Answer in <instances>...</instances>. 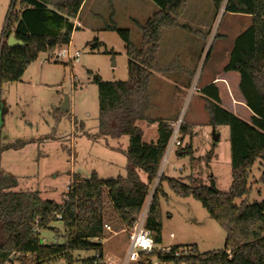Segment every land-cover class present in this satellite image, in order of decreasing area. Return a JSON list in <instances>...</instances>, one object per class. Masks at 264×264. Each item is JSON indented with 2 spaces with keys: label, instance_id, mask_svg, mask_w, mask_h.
I'll return each instance as SVG.
<instances>
[{
  "label": "rangeland",
  "instance_id": "obj_1",
  "mask_svg": "<svg viewBox=\"0 0 264 264\" xmlns=\"http://www.w3.org/2000/svg\"><path fill=\"white\" fill-rule=\"evenodd\" d=\"M9 4L10 0H0V38ZM156 10L150 0H86L69 45L41 53L20 81L1 86L0 179L9 182L11 191L36 192L41 200L61 202L73 179L87 180L93 173L99 179L126 176L129 134L119 125H101L92 76L103 82L127 80L125 44L106 26L114 23L128 30L131 42L139 47L137 25H143ZM244 19L222 12V7L215 11L211 0H188L178 18L181 27L162 31L156 54L158 71L151 73L140 95L132 126L142 143L152 144L158 138L160 124L178 125L181 149L191 145V155L175 156L176 149L168 155L155 192L163 247L194 245L200 254L224 248L223 229L195 199L172 192L166 179L190 185L188 179L192 177L194 185L209 186L212 178L222 193L231 186L228 128L214 127L218 140H212L207 109L212 102L204 99L200 89L221 72L224 47L245 28ZM62 50L69 55L61 58ZM65 100L68 110L62 111ZM238 116L249 120L247 113ZM263 171L257 160L248 178L247 204L264 203ZM139 177L146 180L142 172ZM129 231L106 205L101 239L105 264L121 263ZM64 236L58 222L39 231L45 245L63 244ZM71 256L74 264H79L81 259L94 257L95 252L75 251Z\"/></svg>",
  "mask_w": 264,
  "mask_h": 264
},
{
  "label": "trees",
  "instance_id": "obj_2",
  "mask_svg": "<svg viewBox=\"0 0 264 264\" xmlns=\"http://www.w3.org/2000/svg\"><path fill=\"white\" fill-rule=\"evenodd\" d=\"M84 1L10 0L0 38V88L20 81L41 53H52L69 45L72 31L77 28L70 20L76 18ZM150 1L157 10L143 25H137L141 33L139 47L131 42L128 30L119 29L114 23L106 26L125 44L127 80L103 82L89 72L97 86L101 125H119L129 134L126 176L99 179L93 173L87 180L73 179L61 202L41 200L36 192H13L7 185L9 182L3 183L0 179V264L14 260L19 264H74L71 254L75 251L95 252L94 257L81 259L79 264H105L101 244L105 206H111L125 229L133 225L157 175L171 127L160 124L156 142L145 144L134 134L132 120L151 73L158 71L156 54L162 31L181 27L178 18L187 3V0ZM211 2L218 11L224 0ZM224 11L251 17V25L235 38L229 60L222 69L224 73L235 72L239 76L238 92L248 111V122L221 107L218 89L213 83L200 91L212 102L207 108L210 124L228 128L231 186L222 193L212 178L209 186L194 185L196 180L192 177L188 179L190 185L166 179L172 192L195 199L223 229L224 248L200 254L194 245L170 246L169 253L155 251L142 256L140 264H149L153 257L169 264H264V203L245 202L250 192L251 168L259 160L264 169V0H226ZM112 17L111 11V20ZM10 36L23 46L8 48L6 41ZM180 153L191 155V145H186ZM139 172L145 174V181L140 179ZM261 181L264 182V171ZM156 193L145 226L155 245H161ZM238 200H241L239 205ZM52 222L62 225L63 244L41 243L39 231ZM18 254L23 258H11Z\"/></svg>",
  "mask_w": 264,
  "mask_h": 264
},
{
  "label": "built area",
  "instance_id": "obj_3",
  "mask_svg": "<svg viewBox=\"0 0 264 264\" xmlns=\"http://www.w3.org/2000/svg\"><path fill=\"white\" fill-rule=\"evenodd\" d=\"M224 3L221 6L222 12L224 11ZM68 51L62 50L59 53V56L61 58L68 56ZM77 56V53H75V57ZM74 57V58H75ZM182 147V141L179 136V128L178 125H172L171 126V135L169 137V140L167 142L163 158L161 160L157 175L153 182L151 183L149 187L148 195L145 199V202L140 210L139 216L135 219L133 225L130 228V231L128 233V244L127 249L125 252V256L120 264H140L142 256L149 255L155 251H162L164 253H169L170 246L163 247L161 245H155L153 241V237L151 232L146 228V219L148 215V211L152 202V198L156 192L158 182L161 179L162 176V170L165 166V163L167 161L168 155L172 152L173 149H176L177 151L181 149ZM172 237V235H170ZM186 253L187 250H184ZM178 253L175 254L177 256ZM26 256V255H25ZM11 258L18 259L23 258V255H12ZM9 264H19L17 260H14L12 263ZM149 264H169L166 262H160L155 257L150 259Z\"/></svg>",
  "mask_w": 264,
  "mask_h": 264
},
{
  "label": "crops",
  "instance_id": "obj_4",
  "mask_svg": "<svg viewBox=\"0 0 264 264\" xmlns=\"http://www.w3.org/2000/svg\"><path fill=\"white\" fill-rule=\"evenodd\" d=\"M85 2H86V0L84 1V3ZM187 2H188V0H187ZM77 16L72 23L76 27L79 26L78 23L76 22ZM239 16H242L243 18L246 19V23L244 24L245 28H242V30H241V32H243L245 29H247L251 25V17L246 16V15H239ZM248 19H249V21L247 22ZM241 32H239L238 34H236L235 36L230 38L229 44L224 47L223 64L221 67V72L215 73L214 76L212 77V79L207 80L201 87V88H204V87L213 83L215 85V87L218 89L219 97L221 100V107H223L224 109H226L228 111H231L232 113H234L236 115H238L239 113L241 115L243 113L248 112L246 110V108L242 102V98L238 92L239 76L235 72L224 73L222 71V69L227 64V62L229 60V55H230V52H231L235 38ZM223 37H226V34H223ZM204 99H207V98L204 97ZM193 150H195V149L193 148ZM175 156L180 157V156H182V154L180 153V151H177L175 153Z\"/></svg>",
  "mask_w": 264,
  "mask_h": 264
},
{
  "label": "water",
  "instance_id": "obj_5",
  "mask_svg": "<svg viewBox=\"0 0 264 264\" xmlns=\"http://www.w3.org/2000/svg\"><path fill=\"white\" fill-rule=\"evenodd\" d=\"M6 45L8 48H14V47H22L23 44L20 41H17L13 36L8 37L7 41H6ZM62 111H67L68 107H67V101L65 100L64 102V106L61 108ZM214 129V127H212V130ZM138 134V133H136ZM211 138L212 140L215 142L218 140V135L216 133H214V130L211 133Z\"/></svg>",
  "mask_w": 264,
  "mask_h": 264
}]
</instances>
